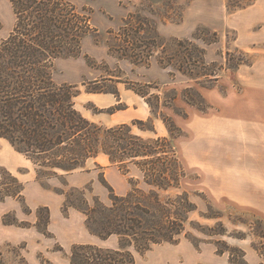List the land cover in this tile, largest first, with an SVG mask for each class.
Here are the masks:
<instances>
[{"label":"rangeland","instance_id":"obj_1","mask_svg":"<svg viewBox=\"0 0 264 264\" xmlns=\"http://www.w3.org/2000/svg\"><path fill=\"white\" fill-rule=\"evenodd\" d=\"M67 1L89 16L95 32L82 40L83 56L56 61L53 80L58 85L77 86L80 94L74 100L75 108L84 118L107 128L151 120L155 134L141 132L137 126H132L133 132L144 138L168 137L162 121L154 118L144 100L127 90L123 81L154 82L178 91L194 85L211 107L203 113L178 99L180 115L169 109L163 113L182 131L172 144L187 173L182 190L190 194L197 207L190 220L198 229L212 230L209 233L213 235L188 228L195 244L182 237L176 244L155 245L143 254L131 250L135 264H228L227 253H220L226 245L242 250L249 264H258L260 258L253 247L264 251V239L253 234L260 230L257 221L264 223V0ZM249 2L241 9L227 8V4L244 6ZM135 12L149 18L165 41L190 40L203 49L206 63L216 66V85L203 88L179 73L171 79L154 58L144 67L111 54L107 43L112 42V36L108 33H117L127 16ZM13 25L9 2L0 0V44ZM204 28L217 34L216 43L207 45L192 38L196 30ZM84 55L98 68L88 66ZM103 79L117 81L118 97L86 92L84 84ZM112 85L101 82L100 86L109 90ZM2 168L24 184V191L23 202L15 198L0 201V264H70L72 246L87 244L91 234L83 214L71 208L63 211L64 197L54 189H83L90 202L97 197L108 204L106 186L124 195L130 189L129 178L138 176L132 168L123 175L100 156L65 175L66 186L57 179L47 180V186H42L35 179L33 164L0 140ZM5 182L0 176V190ZM208 201L214 214L206 207ZM38 207L48 209L47 225L46 210L40 211L37 225ZM207 214L217 218L203 219ZM3 218L13 224H4ZM37 226H46V234ZM98 243L103 249L118 247L115 236Z\"/></svg>","mask_w":264,"mask_h":264},{"label":"trees","instance_id":"obj_2","mask_svg":"<svg viewBox=\"0 0 264 264\" xmlns=\"http://www.w3.org/2000/svg\"><path fill=\"white\" fill-rule=\"evenodd\" d=\"M7 1L14 25L0 44V140L33 164L35 179L42 186H47L46 181L50 179L66 186L65 175L84 168L87 161L100 156L123 175L130 173L131 168L138 174L137 178H129L130 189L124 195H117L106 186L108 204L97 197H92L90 202L83 189H54L64 197L63 211L71 208L85 216V226L91 235L101 240L115 236L118 242L115 250L90 244L74 245L70 264H135L131 250L143 254L155 245L176 244L182 237L195 244L188 228L208 237L213 235L209 233L212 230L206 228L207 233L198 229L190 220L197 207L190 194L182 190L187 173L172 144L173 139L182 136V131L163 113L169 109L180 115L176 108L178 99L206 113L211 107L196 87L187 86L178 91L154 82L123 81L127 90L144 100L154 118L162 121L168 137L144 138L133 132L132 126H137L141 132L155 134L151 120L108 128L90 122L75 108L74 100L80 94L77 86L58 85L53 80L56 61L83 56L82 40L95 32L89 16L80 13L67 0ZM249 4H227V8L241 9ZM123 23L117 33H108L112 36V42L107 43L108 50L116 53L118 59L148 67L154 58L171 79L179 73L203 88L216 85V66L206 63L204 50L192 41H165L153 22L138 12L129 14ZM192 38L207 45L218 39L215 32L205 28L196 30ZM84 58L88 66L98 68L88 56ZM101 82L114 87L103 89ZM116 84L113 79H103L84 85L87 93L118 97ZM0 176L6 181L0 190V201L15 198L23 202L24 184L3 168ZM206 207L213 213L209 201ZM41 210L47 212L44 221L47 225L46 207L37 208V225ZM202 218L210 220L217 216L207 214ZM257 222L259 232H264L263 221ZM3 223L13 224L4 218ZM37 229L46 234V226L42 229L37 226ZM259 232L253 234L264 239V233ZM253 250L260 258L258 264H264V251L256 247ZM224 252L228 255V264H249L240 249L226 245L220 253Z\"/></svg>","mask_w":264,"mask_h":264},{"label":"crops","instance_id":"obj_3","mask_svg":"<svg viewBox=\"0 0 264 264\" xmlns=\"http://www.w3.org/2000/svg\"><path fill=\"white\" fill-rule=\"evenodd\" d=\"M105 241H107V240H105ZM105 241H102V240L98 239V238L95 237V236H92V235L90 236V235H89V237H88L86 243H87V244H92V245H97V246H99L100 244H99L98 242H102V243H104Z\"/></svg>","mask_w":264,"mask_h":264}]
</instances>
